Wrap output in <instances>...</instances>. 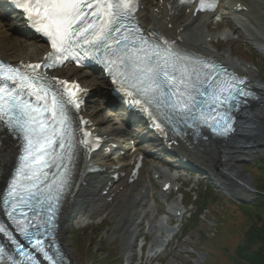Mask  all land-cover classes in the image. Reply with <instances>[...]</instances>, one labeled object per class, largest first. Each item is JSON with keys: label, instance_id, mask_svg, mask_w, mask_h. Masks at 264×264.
Segmentation results:
<instances>
[{"label": "bare ground", "instance_id": "bare-ground-1", "mask_svg": "<svg viewBox=\"0 0 264 264\" xmlns=\"http://www.w3.org/2000/svg\"><path fill=\"white\" fill-rule=\"evenodd\" d=\"M238 1L246 6V11H239L238 4L232 3V0H221L220 6L213 16H223L224 18L226 15L232 16L235 24H237L235 28L238 25H242V28H236V30L240 31L244 36L246 35L242 29L248 34L261 36L262 41L259 38L261 41L260 46L261 51L264 52V36H262L264 35V28H259V23L264 24V0ZM234 5L237 8L236 10L234 9ZM156 8L158 11L152 14V21L146 24V26L159 29L173 36L185 47L195 48L196 50H200L202 47L203 51H211L208 47L210 42L207 37L211 36L217 40V38H225L231 35L229 34L230 30L226 28L220 32H209L208 26L212 22V16L199 15L194 17L192 11L188 13L185 9L180 8L176 0H158ZM144 11V9L140 11V19L145 17ZM169 23L173 24L172 29L169 28ZM179 28H182V30L177 31ZM255 35L253 37L256 39ZM46 50L45 45L41 42L32 36L24 34L16 26H12L0 17V54L2 58L8 61H34L38 60V57L42 56ZM225 61L235 69L245 71L250 76L255 77V71L242 67L238 60H233L230 57L228 52L226 53ZM63 73L68 76L72 75V72L67 69H64ZM82 77L87 81L88 88L91 89L88 113L95 118L98 129L112 135L120 144L121 150L125 151V157L130 160H134L139 155L146 157L141 133L135 129L127 128L123 120L119 118L116 112L112 111L109 104L105 101L101 85L103 80L99 74L92 71L84 74ZM256 83L258 89L262 92L259 102L261 107L257 109L250 108L246 111L242 110L243 112L240 113V120L237 126L238 129L230 141H222L217 145L210 144L202 147V150L194 147L190 148V146L188 147L184 143L176 148L180 151V154L185 155L195 164H199L206 169L207 173L218 184L220 182V185L226 190L233 187L239 191L250 192L249 188L253 187L252 180L242 170L240 164L245 158L259 154V151L264 148V82L256 78ZM120 138H123L122 141L119 140ZM190 145H192V142ZM7 148L3 141V144L0 145V158L5 165L1 167V171L6 170V166L11 162V158H14L17 150V148ZM119 160L120 158H116L114 161L101 160V167L109 168L113 164H118L121 170L128 171L129 175L130 164H121ZM142 163V168L136 182L128 184L127 178L126 180L124 179L125 182L119 180L117 184L110 188L109 194L105 196L94 192L93 184L95 181L89 183L85 189H80L68 212L65 213L63 222H73L78 227H81L101 219L104 215H109L113 220H117V226L113 230L115 235L122 239L123 244H126V247H128L126 248L128 249L127 253H131V246L135 244L140 235L139 224L142 221L141 216L147 217L150 207L153 208V206L149 207L148 204V193L152 185L149 177L145 174L148 165L144 158ZM160 170L165 180L175 178V175L171 174V172L163 169ZM5 176L2 178L3 180ZM122 186V191H118ZM1 187L2 183L0 182ZM141 189L147 190L144 193ZM111 193L114 195L112 201L106 202L107 196ZM175 204L173 201L170 205ZM169 209L172 210V207L169 206ZM146 217L144 222L149 225L150 221ZM168 218L166 214L163 215L159 220L158 226H153L151 229V231L156 229L157 234L149 245L148 254L150 256L154 253L156 254V250L158 252L162 251L168 239L173 236L169 230H164Z\"/></svg>", "mask_w": 264, "mask_h": 264}, {"label": "rangeland", "instance_id": "rangeland-1", "mask_svg": "<svg viewBox=\"0 0 264 264\" xmlns=\"http://www.w3.org/2000/svg\"><path fill=\"white\" fill-rule=\"evenodd\" d=\"M149 19V14H146ZM226 25L233 28V24L226 22L215 23L210 26V30H218ZM213 46L223 54L229 52L232 59L239 61L241 65L251 64L258 67L255 72V78L264 82V58L253 48V43L244 37L232 38L227 42L218 41L213 43ZM82 75V74H81ZM85 84L87 81L82 79ZM104 87V84H102ZM103 90V89H102ZM105 90V89H104ZM102 93H106L105 91ZM149 150H156L152 145L145 147ZM260 152V153H259ZM242 161L241 168L248 174L252 180L254 191H250V197H253V204L257 200V178L258 172L254 169L256 162L264 158V151L261 150ZM149 166L148 175L151 178V166L165 163L162 160H157L154 157L147 159ZM1 162V160H0ZM181 172V171H178ZM187 172V171H186ZM195 175L193 172H188ZM181 180L184 183L181 193L175 197H170L165 201L157 198L159 188L153 181V193L157 198V211L152 215L151 222L156 225L158 219L168 213V204L173 198L181 199L183 197L186 209L189 212L184 215L182 220L176 221L172 216H169L170 225H176L179 231L170 239V242L161 254H157L154 258L147 256L136 255L130 262L126 261L125 254L128 249L123 244L122 239L116 236L114 228L117 226L116 219L110 217L104 219L99 224L88 225L84 228H75L70 224H63L61 228L62 238L69 251L72 253L76 264H226L229 263V255L227 249L232 255L236 249L237 242L240 240V229L242 223L247 220L245 210L242 208L244 203L239 202L233 195L223 194L220 190L212 189L206 184V180H196L191 175ZM219 191V192H218ZM256 191V192H255ZM247 193V192H246ZM245 194L239 191L236 195L242 196ZM223 197H221V196ZM209 196L215 200L210 204L205 200ZM206 207L204 209L203 207ZM199 207V208H198ZM198 213L193 220H199L195 227L190 228L187 232L185 224L193 218L194 214ZM169 215V214H168ZM216 222L223 223L222 230L219 226L216 227ZM143 226H140L143 232ZM189 228V227H188ZM221 231V232H220ZM156 231L144 234V241L148 244L154 238ZM205 236V238L203 237ZM217 236H231L226 243L221 239L215 241ZM143 237L140 236L138 241L143 242ZM146 251L147 248H144ZM99 254H106L107 259H101ZM201 255H204L202 257Z\"/></svg>", "mask_w": 264, "mask_h": 264}, {"label": "snow or ice", "instance_id": "snow-or-ice-1", "mask_svg": "<svg viewBox=\"0 0 264 264\" xmlns=\"http://www.w3.org/2000/svg\"><path fill=\"white\" fill-rule=\"evenodd\" d=\"M81 0H36L35 5L33 6L31 0H29L28 4L25 5L26 11L35 12L40 21L41 30L45 32L46 35L52 37V47L57 49L60 52H66L67 49L63 48L62 45L65 41L71 40V36L69 35L70 30L72 28V24L79 20L80 16L83 13L80 11ZM109 9L115 8V12H109L108 15L114 17V19L119 20L126 15H131L133 11H135L136 3L135 0H116L115 4L109 3L107 5ZM201 8H211L213 7L212 3H206L205 0H201ZM112 21H108L107 24H111ZM89 28H92L93 25H88ZM120 27H123L121 25ZM115 31L119 32L120 28H115ZM81 31H85L82 29ZM113 29L111 27H107V34L105 35V29L102 28L98 33L99 38L108 39L111 35ZM59 43H58V39ZM122 39L127 40V37L124 36ZM117 44L120 41H116ZM119 50H113V54L116 55ZM142 49H132L131 55L128 52L123 53V57L117 55L116 60L108 61L110 69L112 65H115L117 62L120 64L125 63V58L129 63L133 65L134 73L135 71H141L143 76L148 77L153 69L151 68H143L140 69L138 66V62L141 61V57L139 53ZM51 55V54H50ZM146 55V53H145ZM59 59V57H57ZM53 66V65H49ZM34 68L40 67L39 65L30 66ZM120 75H124L120 73ZM0 76L5 77L8 80L15 81L17 79V73L15 69L10 68L0 62ZM140 83H143V79L140 77H136ZM125 79L127 77L125 76ZM19 80L21 82L27 81L28 86H30L34 92L33 94L44 92L45 90L40 87L37 88L36 84L28 81L27 77L19 76ZM65 83V82H61ZM226 86H223L220 91L221 92H229L231 87L230 82H225ZM4 89L0 88V92H3ZM47 93L45 92V95ZM37 100H44V96L37 95ZM3 97L0 96V100ZM214 100H218L219 97H214ZM226 102V100H225ZM10 107H6L4 105H0V121H6L9 128L12 129H20L24 132V139L26 141L25 151L28 153L33 160V162H38L37 154L40 153L43 145L41 144V140H44L45 143L49 146L53 143L52 139L48 136L46 131V126L44 121L38 119V114L40 113V109L38 107H33L30 103H27L19 98V96H10L9 98ZM57 101L55 96L51 99V108H45V111H51L53 118L57 117ZM60 119L59 123L63 124L65 121V117L63 116L62 109L59 112ZM34 125H36L34 127ZM37 244L41 242L39 240L36 241Z\"/></svg>", "mask_w": 264, "mask_h": 264}, {"label": "trees", "instance_id": "trees-1", "mask_svg": "<svg viewBox=\"0 0 264 264\" xmlns=\"http://www.w3.org/2000/svg\"><path fill=\"white\" fill-rule=\"evenodd\" d=\"M254 169L259 174L257 178V200L253 204L242 205L247 220L242 223L241 237L233 254L231 255L227 249L230 260L226 264H264V158L256 162ZM209 202L214 203L215 200L210 199ZM198 221L192 220L185 232L195 227ZM216 224V227L219 226V230H222L223 223L216 222ZM203 237L205 238V236ZM219 238L223 243H226L231 236H217L215 241ZM98 257L107 259L106 254H99Z\"/></svg>", "mask_w": 264, "mask_h": 264}, {"label": "water", "instance_id": "water-1", "mask_svg": "<svg viewBox=\"0 0 264 264\" xmlns=\"http://www.w3.org/2000/svg\"><path fill=\"white\" fill-rule=\"evenodd\" d=\"M260 104H259V102H256L253 106H250L248 109H250V108H260L261 107V105L259 106ZM248 109H246V110H248ZM245 110V111H246ZM263 151H264V148H263ZM243 161H246L245 159L243 160ZM197 171H199V172H201V173H203V174H206L207 172L205 171V170H202L201 168H195ZM208 179L212 182V184H213V186L215 187V188H217L218 190H220V192L221 193H223V194H230L231 196L233 195L239 202H241V203H244V204H251L253 201H254V199H253V197H250V193L249 192H245V194H243L242 196H237L236 194L239 192V190H236L235 188H228V190H226V189H224L223 188V186H221L220 185V182H219V184L214 180V178L212 177V176H208ZM225 187V186H224ZM250 189V191H254V189L253 188H249ZM256 192V191H255ZM249 193V194H248ZM229 195V196H230ZM202 257H204V255H201Z\"/></svg>", "mask_w": 264, "mask_h": 264}]
</instances>
